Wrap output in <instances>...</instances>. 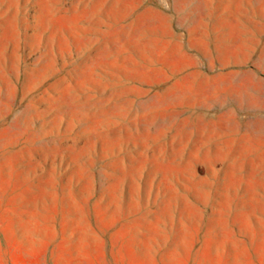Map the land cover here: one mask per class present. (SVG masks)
<instances>
[{"label": "rangeland", "instance_id": "rangeland-1", "mask_svg": "<svg viewBox=\"0 0 264 264\" xmlns=\"http://www.w3.org/2000/svg\"><path fill=\"white\" fill-rule=\"evenodd\" d=\"M0 264H264V0H0Z\"/></svg>", "mask_w": 264, "mask_h": 264}]
</instances>
